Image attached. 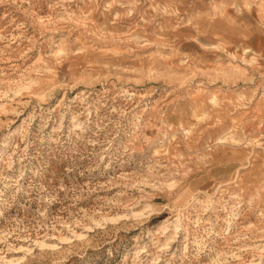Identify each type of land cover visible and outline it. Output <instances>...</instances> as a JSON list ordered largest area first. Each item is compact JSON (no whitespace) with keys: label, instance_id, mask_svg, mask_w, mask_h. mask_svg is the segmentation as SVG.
<instances>
[{"label":"rangeland","instance_id":"1","mask_svg":"<svg viewBox=\"0 0 264 264\" xmlns=\"http://www.w3.org/2000/svg\"><path fill=\"white\" fill-rule=\"evenodd\" d=\"M0 264H264V0H0Z\"/></svg>","mask_w":264,"mask_h":264},{"label":"bare ground","instance_id":"2","mask_svg":"<svg viewBox=\"0 0 264 264\" xmlns=\"http://www.w3.org/2000/svg\"><path fill=\"white\" fill-rule=\"evenodd\" d=\"M255 44H256V41H255ZM247 48V47H246ZM255 50V49H254Z\"/></svg>","mask_w":264,"mask_h":264}]
</instances>
